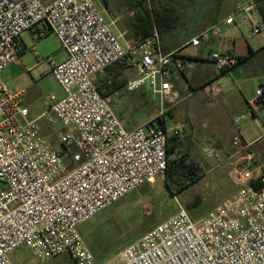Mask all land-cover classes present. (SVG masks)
Masks as SVG:
<instances>
[{"label": "built area", "instance_id": "obj_1", "mask_svg": "<svg viewBox=\"0 0 264 264\" xmlns=\"http://www.w3.org/2000/svg\"><path fill=\"white\" fill-rule=\"evenodd\" d=\"M96 1L0 0V73L21 59L25 31L39 37L53 32L67 54L61 62L48 60L64 95L51 96L47 122L64 127L58 134L64 154L30 117L25 90H11L0 79V264H26L13 258L21 246L39 258L70 255L75 264H264V174L238 164L229 172L235 193L204 217L194 219L178 203L174 215L102 262L84 243L82 225L140 186L166 181L165 114L182 100L171 81L173 65L186 67L181 50L221 37L222 26L238 25V13L254 35L264 34V25L253 22L261 0H240L233 14L175 50H163L157 31L124 47ZM209 60L219 73L240 62L238 55L223 52H211ZM123 61L137 71L127 90L146 88L161 100V113L133 129L125 127L95 82ZM211 91L218 94L221 87ZM248 104V113L235 124L256 117L264 105V86ZM231 145L236 153L249 148L240 133ZM204 151L219 157L214 147Z\"/></svg>", "mask_w": 264, "mask_h": 264}, {"label": "rangeland", "instance_id": "obj_2", "mask_svg": "<svg viewBox=\"0 0 264 264\" xmlns=\"http://www.w3.org/2000/svg\"><path fill=\"white\" fill-rule=\"evenodd\" d=\"M134 1L141 2L143 6L140 22L132 26L116 23L112 27L124 35L121 39L122 44L124 40H130L136 32L143 35L145 28H148L149 25L146 22L148 16L144 8H149L151 0ZM98 8L102 12V4L101 6L99 4ZM228 12V6L224 5L220 14L226 15ZM235 19L238 25L233 27H235L236 34L241 39L247 41L261 39V36L253 35L249 30L251 23H241V15L239 13L235 14ZM150 24L151 29L148 30V36L152 30L153 32L156 31L152 20ZM224 27L222 26V34ZM21 37L26 47L21 59L3 70L0 73V79L11 90H25V105L29 108L30 117L37 121L42 136L56 150H66L58 141V134L65 130L64 127L60 123L51 126L47 122L50 116L48 110L51 96L62 98L64 95L61 87L49 72L48 60L57 61L60 54L65 55V51L62 49L58 37L53 32H48L44 37H39L38 33L25 31ZM218 41L222 40L219 39ZM185 51L194 53L191 48H186ZM209 54V52L204 53L205 60L208 59ZM194 64L190 63L192 67H194ZM196 84V79L194 80L190 76L183 77L182 75L178 77L177 85L174 83L176 89H180L182 92L188 89L190 93L193 91L192 86L194 87ZM204 89L205 91L199 90V92L177 103L168 111L171 113L167 117V127L169 135L178 133L182 137V150L188 151L205 172L212 166L216 167L221 161H224L227 154H222L217 149L219 157L211 158L201 151V146L203 145L201 140L209 143L212 139L209 135H205L199 140L198 130L200 132L207 131L213 126V122L210 119L212 112L205 105V101L212 102L213 100H211L210 90ZM122 91V102H115L114 104L115 109L120 106L116 110L126 126H136L158 116L160 102L147 93L146 88L141 93L130 92L127 89ZM204 94L206 97H203ZM148 99H150V102ZM146 102L149 103L146 105ZM231 110H222L228 115L229 120V116L232 114ZM244 120L241 122L244 123ZM216 146L218 147L219 144H216ZM216 146L214 145L215 149L217 148ZM233 152L234 150L231 151V154ZM67 161L70 163L68 156ZM222 167L224 168L223 174H219L221 170L218 168V170H213L204 177H200L198 181L182 190L169 188L163 178H157L154 182L140 186L81 226L80 232L84 243L97 260L111 258L117 255L126 245L138 240L153 227L174 215L178 210V203L185 206L199 196L203 198L201 205L198 209L189 212L194 219L204 217L210 210L220 205L228 194L223 183L229 178L230 168L226 165ZM3 186L4 184L0 183V188ZM95 254H98L97 257ZM13 258L18 263L26 264H75L69 255L54 258L36 257L27 246L18 248Z\"/></svg>", "mask_w": 264, "mask_h": 264}, {"label": "crops", "instance_id": "obj_3", "mask_svg": "<svg viewBox=\"0 0 264 264\" xmlns=\"http://www.w3.org/2000/svg\"><path fill=\"white\" fill-rule=\"evenodd\" d=\"M181 2L183 5L181 8L183 17L181 26L170 32H166L162 36L159 35L162 47L165 45L166 47L171 48L166 52H170L183 46L186 42L200 34L213 23L230 16L236 9L240 0H223L220 4L219 0H181ZM99 4L100 6L101 4L103 6V13L98 8ZM224 5L228 6L229 10L226 15L220 14ZM96 7L102 13L105 20L111 25V28L114 27L116 23H121L122 25L127 26L137 25L140 22L139 19H141V12L143 10L141 2L134 0H97ZM144 10L148 12L149 8H144ZM253 18L255 19H253L254 23H262L264 25V0H261L258 3ZM113 31L120 40L123 38L124 35L119 33L117 29L114 28ZM236 32L235 27L225 26L222 36L219 37L222 41H218L219 39H213L208 43H203L200 47L187 46L183 48L181 54L186 62V67L182 70L177 69L174 65L171 67V81L173 82V85L174 83L177 85V79L181 75L183 77L190 76L197 81L196 86H192L193 91L191 93L188 89H185L184 92H182L180 89H176L174 85V89L179 92L182 98L179 102L186 100L196 92H199V90L205 91L204 88L210 90L211 100H213L212 102L205 101V105L212 112L210 119L213 122V126L207 131L200 132L198 130L199 140L205 135H209L212 140L209 143L201 140V142H203L201 151L208 156L204 149L209 147L208 145L214 147V145L216 146V144H219L218 147L216 146V150L218 149L222 154L226 153L227 157L216 167L212 166L205 172L202 170L203 177L213 170H218V168L221 170V172L219 171V174L221 175L224 173V168L222 166L226 165L230 168V165L232 164L248 166L256 175L264 174V105L260 108L259 112L256 113V117H246L244 118L245 120L243 119L244 123H242V120L238 125L235 124L237 117L244 116L248 113V101L254 97L259 88L264 86V34L256 35L261 36L260 40L247 41L241 39ZM143 36L144 32L143 35L136 32L130 40L123 39L124 47H128L137 41H140L144 38ZM186 48L193 49L194 53L186 52ZM205 52L231 53L241 56L244 59L240 64L231 67L224 74H219L213 63L209 60V57L206 60L204 59ZM66 58V53L64 56L60 54L56 62H61ZM190 63H195L194 67H192ZM122 72L123 87L110 92L107 96L110 99L111 105L113 104L112 107L116 113V109L120 106L115 109L114 103L122 102V90H126L127 82L137 76L136 68L131 64L127 65ZM101 76H103V74H98L95 78L96 84ZM215 86L221 87L220 93H212L211 90ZM142 90L143 89L141 88L130 92L141 93ZM150 95L159 100L160 114L161 100L158 97L153 96L151 93ZM203 97H206V95L204 94ZM225 109H232V114L229 116L230 120L228 119V115L222 111ZM170 113L171 112L165 114L166 121ZM189 119H191V117H189ZM123 124L125 125V123ZM138 125L139 124L136 126ZM136 126L130 127L125 125L128 129H133ZM237 133H240L243 140L249 143V148L246 152L236 153L234 151L231 154V151L234 150L231 141L233 136ZM223 185H225L224 187L228 191V194L223 199L225 200L227 197L235 193L236 188L233 185L230 176L226 179V182H224Z\"/></svg>", "mask_w": 264, "mask_h": 264}, {"label": "trees", "instance_id": "obj_4", "mask_svg": "<svg viewBox=\"0 0 264 264\" xmlns=\"http://www.w3.org/2000/svg\"><path fill=\"white\" fill-rule=\"evenodd\" d=\"M223 0H219V4ZM182 2L181 0H151L149 10L147 12L148 20L146 21L149 25L148 28L144 30V38L149 37L148 30L151 29L150 21L152 20L155 24V29L160 36L164 35L166 32H170L173 29H177L182 24ZM164 51H168L171 48L163 46ZM24 52V51H23ZM243 57L239 56V64L243 61ZM129 65L126 61L118 62L108 67L101 78L97 81V86L100 92L104 96L118 88L123 87V75L122 71ZM227 70L220 72L219 74H224ZM145 90V88H142ZM149 93L148 91H146ZM150 94V93H149ZM150 102V99H148ZM146 102V105L149 103ZM183 141L182 137L178 133L169 135L168 139V165L166 173V185L173 189L182 190L189 186L190 184L199 180L202 176V168L198 165L195 160L191 157L188 151H183ZM61 154H64L66 150H59ZM253 186H257L253 183ZM203 201L201 196L196 197L194 200L188 202L185 207L188 211H194L199 208ZM97 253V252H96ZM96 257L98 254H95ZM70 256V255H69ZM70 258L75 263L74 259ZM96 259V258H95ZM102 260H97V262H102Z\"/></svg>", "mask_w": 264, "mask_h": 264}]
</instances>
